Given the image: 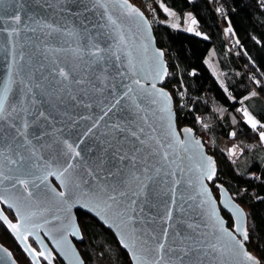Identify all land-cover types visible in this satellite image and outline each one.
Returning a JSON list of instances; mask_svg holds the SVG:
<instances>
[{
    "label": "snow or ice",
    "instance_id": "obj_1",
    "mask_svg": "<svg viewBox=\"0 0 264 264\" xmlns=\"http://www.w3.org/2000/svg\"><path fill=\"white\" fill-rule=\"evenodd\" d=\"M159 7L171 19L154 8L149 19L131 0H0V223L27 264H112L113 255L120 264H264L244 207L250 181L264 184V166L253 170L264 117L245 106L264 94V79L249 74L235 109L252 135L227 133L237 139L226 149L232 165L250 154L234 168L244 186L230 191L197 135L196 125L211 130L210 117L184 122L187 89L171 83V57L154 33L183 23L209 37L192 12ZM215 11L228 19L222 5ZM224 32L235 35L231 22ZM0 264H19L2 244Z\"/></svg>",
    "mask_w": 264,
    "mask_h": 264
},
{
    "label": "trees",
    "instance_id": "obj_2",
    "mask_svg": "<svg viewBox=\"0 0 264 264\" xmlns=\"http://www.w3.org/2000/svg\"><path fill=\"white\" fill-rule=\"evenodd\" d=\"M163 2L168 7L173 8L183 15L185 12H192L196 15L199 23L197 30L207 33L209 39L197 37L194 33H188L184 29L173 30L166 25L156 26L155 35L162 41L158 46L165 47L168 55L171 57L170 70L176 72V76L171 83L177 85L180 91L187 89V102L192 105L191 109L185 108L184 122L190 123L195 115L203 114L210 117L211 130L206 131L196 125L197 135L204 134V138L212 152L216 154L221 182H225L230 191L237 190L236 185L244 186V182L235 176L234 168L245 167L249 153H245L237 159V165H232L227 158V152L223 151L218 143V139L229 140L237 143L236 138L229 137L227 133L233 129H246L243 125L241 116L235 109L240 107V97L247 95V90L252 87L249 74L261 77L264 73V8L260 7L261 0H143L142 3L147 6L149 3L154 5L155 16L164 20L167 15L159 7ZM223 6L228 19L225 20L215 11L217 6ZM153 12L148 15L152 19ZM231 22L235 35L226 34L224 29ZM239 40V44L236 43ZM259 41V42H258ZM247 53V55H245ZM251 57V60H249ZM210 60L213 69L221 80L229 86L237 100H227L226 94L220 87L216 75L213 74L211 67L204 63ZM253 61L255 63H253ZM195 68L196 74L190 75L191 70ZM183 79V88L179 87L178 82ZM254 114L259 113V117H264V94L250 98L245 102ZM222 107L225 110L224 116L219 113H213L212 109ZM237 117V124L232 123V117ZM206 123L209 120L206 119ZM249 136L251 130L246 129ZM215 138L216 144L211 145V140ZM245 143H257L256 139H249L241 134L238 137ZM257 168L259 171L264 166V146H257L255 149ZM251 187L244 196L247 201L244 204L245 210L250 212L249 222L256 225L255 233L262 238L261 244H264V201H257L251 197L254 191L256 195H264V184L260 181H250ZM101 237L94 238V242H99ZM256 240V235L253 236ZM0 242L12 251L19 264H27V257L23 254L21 248L15 243L12 236L0 223ZM88 242L85 241V244ZM83 247V245H78ZM103 264H108L105 260ZM112 264H120V260L113 255Z\"/></svg>",
    "mask_w": 264,
    "mask_h": 264
},
{
    "label": "rangeland",
    "instance_id": "obj_3",
    "mask_svg": "<svg viewBox=\"0 0 264 264\" xmlns=\"http://www.w3.org/2000/svg\"><path fill=\"white\" fill-rule=\"evenodd\" d=\"M166 19H171V18H169V17L167 16ZM166 19H164V20H166ZM173 22H175V21H173ZM185 27H186V26L183 25V23H182V27H181V29H185ZM208 62H209L208 65H209V64L211 65V69H212V71H213V70H214V69H213V65L210 63V60H209ZM218 143H219L221 149H222L223 151H225V152H226L227 147H230L231 144H233V143L230 142L229 140H222V139H218Z\"/></svg>",
    "mask_w": 264,
    "mask_h": 264
},
{
    "label": "built area",
    "instance_id": "obj_4",
    "mask_svg": "<svg viewBox=\"0 0 264 264\" xmlns=\"http://www.w3.org/2000/svg\"><path fill=\"white\" fill-rule=\"evenodd\" d=\"M142 1L143 0H131L132 3H135L139 8H141L142 11H144L145 15H149L154 5L149 3L147 6H145Z\"/></svg>",
    "mask_w": 264,
    "mask_h": 264
},
{
    "label": "water",
    "instance_id": "obj_5",
    "mask_svg": "<svg viewBox=\"0 0 264 264\" xmlns=\"http://www.w3.org/2000/svg\"><path fill=\"white\" fill-rule=\"evenodd\" d=\"M137 6V5H136ZM138 7V6H137ZM147 17H148V15H146ZM149 18V17H148ZM3 41V37L2 36H0V42H2ZM0 56H2V53H0ZM0 65H2V60H0ZM54 183H55V181H53ZM2 224V223H1ZM6 229V228H5ZM7 230V229H6ZM8 231V230H7ZM8 233L10 234V236H12L11 235V233L8 231ZM12 238H13V240L15 241V243L19 246V242H17L16 240H15V238L12 236ZM0 244H2L1 242H0ZM3 245V244H2ZM20 247V246H19ZM8 248V247H7ZM21 248V247H20ZM10 250V249H9ZM22 250V249H21ZM23 252V251H22ZM24 254V253H23ZM25 255V257H26V254H24Z\"/></svg>",
    "mask_w": 264,
    "mask_h": 264
}]
</instances>
